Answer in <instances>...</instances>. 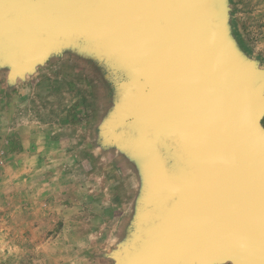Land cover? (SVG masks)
<instances>
[{"label": "water", "instance_id": "1", "mask_svg": "<svg viewBox=\"0 0 264 264\" xmlns=\"http://www.w3.org/2000/svg\"><path fill=\"white\" fill-rule=\"evenodd\" d=\"M65 42L118 79L105 137L149 170L117 264H264V75L225 39L223 1L0 0L10 80Z\"/></svg>", "mask_w": 264, "mask_h": 264}, {"label": "rangeland", "instance_id": "2", "mask_svg": "<svg viewBox=\"0 0 264 264\" xmlns=\"http://www.w3.org/2000/svg\"><path fill=\"white\" fill-rule=\"evenodd\" d=\"M222 1L225 39L241 63L264 75V0ZM75 52L65 42L13 80L10 66H0V264H117L114 253L136 239H123L120 214L113 215L112 188L127 209L131 170L93 152L116 144L104 125L121 86L104 65Z\"/></svg>", "mask_w": 264, "mask_h": 264}, {"label": "crops", "instance_id": "3", "mask_svg": "<svg viewBox=\"0 0 264 264\" xmlns=\"http://www.w3.org/2000/svg\"><path fill=\"white\" fill-rule=\"evenodd\" d=\"M78 54H82L83 60H86L87 63L91 64H99L102 66L103 64L95 57V55L87 52H75ZM76 62V61H75ZM83 62L82 60H77V63ZM81 64V63H80ZM9 76L7 77L8 80ZM10 80V79H9ZM9 81H7L8 83ZM10 84V83H9ZM74 106V105H73ZM94 153L102 152L104 156H110L112 164L116 166H126L127 171L131 170L130 174H127V182H130V186H128L126 192L127 194V209H124L122 206V192L118 191L117 188H114L113 185L111 187L113 190V200H114V211L113 215L118 214L119 216L115 217L117 222H123V239L130 238L134 236L133 229L134 225L139 219L140 210L143 205V201L146 197V193L149 190L151 180L148 173V167L146 159H144L143 155L137 152V149L130 147L125 144L116 143V144H105L102 143L100 146L94 148ZM97 154V153H96ZM120 170V168H118ZM121 175H119V178ZM126 176L123 178L125 180ZM110 180V179H109ZM126 197L125 195H123ZM132 231V232H131ZM131 233V234H130ZM121 241V240H120Z\"/></svg>", "mask_w": 264, "mask_h": 264}]
</instances>
